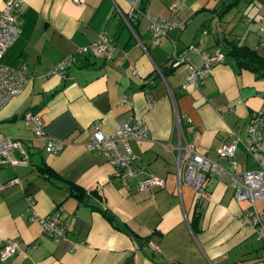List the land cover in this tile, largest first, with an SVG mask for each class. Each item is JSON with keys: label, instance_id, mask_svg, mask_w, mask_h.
<instances>
[{"label": "crops", "instance_id": "crops-1", "mask_svg": "<svg viewBox=\"0 0 264 264\" xmlns=\"http://www.w3.org/2000/svg\"><path fill=\"white\" fill-rule=\"evenodd\" d=\"M22 1L20 32L0 58L22 63L30 77L0 106V137L19 138L27 155L24 163L0 165V182L16 178L0 188V248L11 237L20 249L0 264H264V235L236 219L249 201L234 197L230 179L212 177L205 195L195 198L183 168L177 177L175 166L176 145L184 142L232 171L264 166V150L258 163L240 140L249 115L264 110V74L236 65L220 46L231 39L264 54V34L256 27L264 0H137L134 12L126 0ZM222 1L232 3L219 11ZM238 5L242 27L233 34L232 20L221 17ZM144 11L173 15L184 25L151 45ZM101 30L113 43L108 53L77 50ZM191 44L209 55L222 53L197 87L182 86L185 63H199ZM172 51L184 57L173 66ZM68 54L75 58L64 75L51 72ZM27 112L40 117L47 135L62 140L57 150L46 151L32 136ZM129 115L142 116L147 134L129 140L136 171L121 180L103 153L85 143L92 125L109 132ZM234 139L231 165L215 147ZM149 173L162 184L137 190L136 180ZM68 183L83 190L84 201ZM53 210L65 225L57 240L35 217Z\"/></svg>", "mask_w": 264, "mask_h": 264}, {"label": "built area", "instance_id": "built-area-1", "mask_svg": "<svg viewBox=\"0 0 264 264\" xmlns=\"http://www.w3.org/2000/svg\"><path fill=\"white\" fill-rule=\"evenodd\" d=\"M81 2L83 0H74ZM129 5V12L139 10L137 0H126ZM24 7L22 0H3L0 6V58L4 50L18 37L20 29L16 23V16ZM171 5L167 8L170 9ZM147 20V30L149 32L150 44H156L160 35L164 34L171 27L182 28L184 20L171 15L169 18L143 12ZM257 30L264 34V16L257 19ZM113 46L105 30L98 33V37L88 45H83L77 50L85 51L90 48L95 53H108ZM190 48L198 53L199 63L193 65L185 63L186 71L183 75L182 86L187 82L194 87L202 81L207 74L211 64L219 60L221 52L209 55L202 51L198 45L191 44ZM170 65H175L184 60L182 53L172 51ZM74 55L68 54L57 61L50 71L58 75H64L67 67L74 61ZM30 77L23 70V64L8 65L0 60V106L11 96L18 93L29 81ZM31 122V134L39 137L43 141V147L48 152H54L61 144L62 140L53 138L46 134L40 117L36 114L25 113ZM264 132V110H254L248 117L245 125V133L241 142L244 151L252 156L258 163L262 157L264 146L262 134ZM147 134V126L141 115H129L116 119L111 131L104 132L98 125H92L89 130V140L85 143L87 149H97L103 153L106 160L112 166L113 176L121 180L129 178L135 174L136 166L133 163L134 153L129 146L130 139H141ZM235 139L227 143L218 144L215 147L217 154L227 158L229 164L233 165L232 159ZM14 154H13V153ZM26 153L22 148L21 141L17 137H0V165L24 163ZM176 175L179 177L183 168V179L187 181L193 189L194 197L205 195V185L212 177L227 176L233 185V195L235 198H245L249 201V207L239 210L236 219L241 223L250 226L258 236L264 235V166L258 164L253 169H245L241 172L226 169L217 162L206 158L197 152L189 142L176 145ZM16 181L15 177L8 178L0 182V188ZM162 179L151 173L138 178L135 182L137 190L160 186ZM259 198L261 206L256 207L254 200ZM28 208H31L32 198L26 195ZM35 215V213H33ZM41 229L47 233L52 240L59 239L65 232V225L59 218L57 210H53L44 216L35 215ZM18 242L11 237H6L0 248V259L6 258L12 252L19 250Z\"/></svg>", "mask_w": 264, "mask_h": 264}, {"label": "trees", "instance_id": "trees-1", "mask_svg": "<svg viewBox=\"0 0 264 264\" xmlns=\"http://www.w3.org/2000/svg\"><path fill=\"white\" fill-rule=\"evenodd\" d=\"M231 3L232 1L223 2L219 11H221L224 8H227ZM141 7L142 6H140V9ZM220 46L224 52L230 53L231 55L235 57L236 65L243 66L245 68L254 70L259 74H264V54L263 53H260L255 48L250 47L245 43L236 42L231 39L223 41L222 43H220ZM170 60L168 61V65H170ZM134 165L136 166L135 163ZM39 168L42 169V172L45 175L54 174L50 170H47V167L45 166H39ZM48 171H50L51 173H49ZM67 188H68V191L72 193L78 201H84L83 194H82L83 190L80 187L76 186L75 184L68 183Z\"/></svg>", "mask_w": 264, "mask_h": 264}, {"label": "rangeland", "instance_id": "rangeland-1", "mask_svg": "<svg viewBox=\"0 0 264 264\" xmlns=\"http://www.w3.org/2000/svg\"><path fill=\"white\" fill-rule=\"evenodd\" d=\"M223 17H221L222 20H224L225 18H230L232 20V22H233L232 33L235 34V32H236L237 34H240V27H242V25H240V18H239L240 17V5H238L236 8L230 7L229 10L223 14ZM238 37H239V41H240V35ZM257 207H259V206L257 205Z\"/></svg>", "mask_w": 264, "mask_h": 264}, {"label": "water", "instance_id": "water-1", "mask_svg": "<svg viewBox=\"0 0 264 264\" xmlns=\"http://www.w3.org/2000/svg\"><path fill=\"white\" fill-rule=\"evenodd\" d=\"M171 66H173V65H171Z\"/></svg>", "mask_w": 264, "mask_h": 264}]
</instances>
